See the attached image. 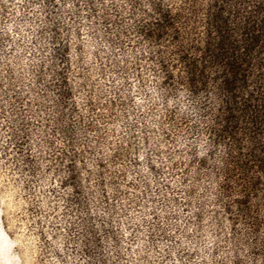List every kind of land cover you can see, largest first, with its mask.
<instances>
[{
    "label": "rangeland",
    "instance_id": "374dc122",
    "mask_svg": "<svg viewBox=\"0 0 264 264\" xmlns=\"http://www.w3.org/2000/svg\"><path fill=\"white\" fill-rule=\"evenodd\" d=\"M158 3L202 42L203 0H0V264H264Z\"/></svg>",
    "mask_w": 264,
    "mask_h": 264
},
{
    "label": "trees",
    "instance_id": "16d2710c",
    "mask_svg": "<svg viewBox=\"0 0 264 264\" xmlns=\"http://www.w3.org/2000/svg\"><path fill=\"white\" fill-rule=\"evenodd\" d=\"M203 1L205 35L198 45L182 43L187 34L178 26L187 18L160 3V19L145 36L178 42L180 76L163 70L165 84H181L195 99L211 97L208 136L222 149L215 171L222 180L219 191L224 198H234L228 208L236 210L254 233L259 215H264V0ZM192 3L190 21L201 11L197 2Z\"/></svg>",
    "mask_w": 264,
    "mask_h": 264
}]
</instances>
